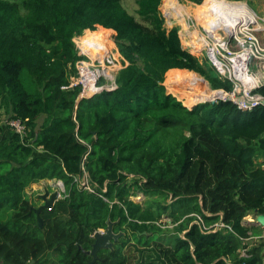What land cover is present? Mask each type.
<instances>
[{
  "label": "trees",
  "instance_id": "16d2710c",
  "mask_svg": "<svg viewBox=\"0 0 264 264\" xmlns=\"http://www.w3.org/2000/svg\"><path fill=\"white\" fill-rule=\"evenodd\" d=\"M162 2L136 0L139 21L122 0H0V264H89L110 222L120 236L95 264H131V245L162 264H264L250 240L264 230L244 222L264 215V106L168 93L166 74L233 84L183 48ZM97 26L127 65L116 90L77 103L81 88H63L82 59L74 38ZM53 180L64 192L40 228L27 188Z\"/></svg>",
  "mask_w": 264,
  "mask_h": 264
},
{
  "label": "built area",
  "instance_id": "2783aa9c",
  "mask_svg": "<svg viewBox=\"0 0 264 264\" xmlns=\"http://www.w3.org/2000/svg\"><path fill=\"white\" fill-rule=\"evenodd\" d=\"M226 2L232 6L244 4L239 1ZM253 13L255 14V12ZM207 16L212 21V31L208 30L204 24H200L194 17L186 16V28L184 31L187 36L188 33H195L196 36L189 48L196 50L195 53L199 54L192 53L188 47L184 49L199 58L201 63L204 62L200 58L202 56L220 79L230 81L233 84L231 91H225L224 89L214 90L211 87L213 92L222 96H214L210 100V103L232 101L239 109L245 111H251L264 106V96L256 92L258 88L264 85V46L256 34L258 31H264V28L262 29L261 27L260 18L256 15L254 22L251 19L246 21L245 17L239 12L232 9V13H230L221 7L212 8L210 13H207ZM195 23L199 26L195 27ZM223 25L227 26V28L223 27ZM98 27L103 28L97 26L94 30L86 29L82 34L76 36L80 37V40L76 39V37L74 38V43L82 59L76 63V77H72L69 86L63 88L80 87L81 92L79 97L81 100L91 99L104 91L116 90L118 87L116 71L119 73L127 65V61L120 51H118L119 56H117L114 49L111 48L110 41L113 40L115 44L116 42L112 37L111 31L106 28H103L105 30V38L101 40L102 44L100 41L92 43L94 48L101 47L100 50H104L102 59L98 57L93 59L84 50L83 44L87 35L89 33L90 35L94 34ZM213 31L220 37L216 38L213 35ZM182 34L183 30L180 33V38ZM198 38L202 42L200 49H196ZM235 44L239 46L238 50L234 49ZM254 65L260 69V74H253L252 69ZM102 78H105L107 82L103 83ZM10 124L19 132L24 128L19 121H12ZM81 184L90 192L93 191L87 176L82 180ZM60 185L61 183L57 182L58 188ZM256 216H254L252 223L256 220ZM263 235L258 238L262 240L264 238ZM241 255L247 257L246 250H243Z\"/></svg>",
  "mask_w": 264,
  "mask_h": 264
},
{
  "label": "rangeland",
  "instance_id": "374dc122",
  "mask_svg": "<svg viewBox=\"0 0 264 264\" xmlns=\"http://www.w3.org/2000/svg\"><path fill=\"white\" fill-rule=\"evenodd\" d=\"M10 1H14V2H17L18 4H21L22 0H10ZM204 1L205 0H203V2ZM122 2H123L124 7L132 15L136 16V18L140 21V18H139V16L136 13V10H137L136 0H122ZM240 3L246 4L251 9V11L255 12V14L261 20V24H262L261 27L263 29L264 28V0H245V1H242ZM175 5H177V6H175ZM197 6H200V5H196L195 3L187 1V0H163L162 4L160 6V11H161L163 17L165 18V26L168 29H171L174 26H179V28H180L179 35L182 32V30H183V34H182V36L180 38L183 48H185V47L189 48L190 44L192 42H194V38L196 37L195 33H192V34L188 33V36H187V34L185 33L184 30L186 28V25H185V17H186V15H188L190 13H193L195 16L198 17V14L196 12ZM212 7L215 8L214 1L212 2V6L210 8H212ZM203 8L207 9L208 5L206 7H203ZM182 17L184 19V22H182L183 21L181 19ZM194 25H195V27L199 26L197 23H195ZM102 32H105V30H103V28H99V27L95 31V33H102ZM256 34L259 37V39L261 41V44L264 46V31H258V32H256ZM108 35H109V33H108ZM76 39L80 40L81 38L80 37H76ZM110 46H111V48L114 49V52L116 53V55L119 56L118 55L119 49H118L117 45L114 43L113 40L110 41ZM234 49L238 50L239 46L237 44H235L234 45ZM189 50L192 53L196 52V50H193L191 48H189ZM195 54H199V53H195ZM200 58L202 59V61H204V62L206 61L202 56ZM209 67L211 68L210 65H209ZM252 71H253L254 75H257V74L261 73L260 69H258V67L256 65L253 66ZM212 72L215 73V71L213 69H212ZM116 73L118 75V71H116ZM198 75H200V74H198ZM202 78H204V77H202ZM186 79L194 80V79H197V78H194V79L193 78H186ZM198 79L202 80V83L207 86V84L205 83V81L203 79H201V78H198ZM102 80H103V83L107 82V80L105 78H102ZM183 80H185V79H176L173 76H170L167 79V74H166L164 85L166 86L168 93L172 94V92H170V91H178V90H182L184 92L189 93L187 91V89H184L181 86L180 82L183 81ZM207 83L209 84L208 81H207ZM209 86L211 87L210 84H209ZM189 94L191 95V93H189ZM173 96H175V95H173ZM195 96L199 97V98H196V99H198V100L200 99L199 100L200 102H197L198 104L202 103L206 99V98H202L201 96H198V95H195ZM175 97L184 104V102L182 100H180L177 96H175ZM44 182H46V181L34 184V185H32V186L27 188V192H28L29 195H31V197L33 199V205L35 206V208H38V207H40L43 204V200L40 199V195L44 192V188L46 187V184H44ZM49 182L50 183H54V186L56 185L55 187H57V182L55 180L49 181ZM51 189H52V187L50 188V190ZM135 200H136V202L143 203L146 200V198L143 195L142 196L140 195L137 198L135 197ZM254 216H249V217L247 216L245 219L253 220ZM162 221L164 223H167L169 225V228H173L172 221L168 217L164 216ZM252 243H254V241H252ZM255 243L256 244L264 243V240H260V241H257V242L255 241ZM126 252L128 254H130V256H131V259H132V261H131L132 263L131 264H141V263H139V261H142V260H143L142 264H162V261L158 258V255L156 253L149 252V251L145 252V253H142V252L138 251V248H136L134 245H131L130 248L126 250ZM137 258H139V260Z\"/></svg>",
  "mask_w": 264,
  "mask_h": 264
},
{
  "label": "bare ground",
  "instance_id": "6f19581e",
  "mask_svg": "<svg viewBox=\"0 0 264 264\" xmlns=\"http://www.w3.org/2000/svg\"><path fill=\"white\" fill-rule=\"evenodd\" d=\"M205 1L208 4V8L204 9L203 7H201L200 9H198V7H197L196 12L198 14V17L195 16L193 13H190L187 16H193L195 19H197L199 21L200 24H204L208 30L212 31L213 30L212 26H211L212 21L209 20L207 13L208 12L210 13V11L213 7L210 8V2L207 0H205ZM177 5H175V6H177ZM214 6H215V8L221 7L222 9H224L225 11H228L230 13H232V9H233V10L239 12L242 16H244L246 21H249L251 19L254 22V20L256 19V15L253 13V11H251V9L248 6H246V4H240V5H233L232 6L230 4H227L226 0H215ZM181 19L183 20L182 22H184L183 17ZM223 27L227 28V26H224V25H223ZM196 35H197V33H196ZM213 35L216 38L220 37L215 31H213ZM89 37H87L86 40L84 41V44H83L84 50L87 53H89L93 59H96L97 57L99 59H102L104 50H100L101 47L100 48H94L92 46V43H94V41H100V43H101V40H104V38H105L104 32L98 33V34L94 33ZM201 46H202L201 39L198 38V44L196 45V49H200ZM107 47H108V44H107ZM204 81L207 84V86L204 85L202 83V80H200V79H194V80L185 79V80L181 81L180 83H181L182 88L187 89V91L189 93H191V96H193L195 98H199V97L195 96V95H198V96H201L202 98H206L204 100L205 102L203 100H202L203 102L201 101L202 103L209 102L214 96H216V97L222 96L221 94H216L215 92H213L211 87L207 83V81L205 79H204ZM196 102H200V101H196Z\"/></svg>",
  "mask_w": 264,
  "mask_h": 264
},
{
  "label": "water",
  "instance_id": "95a60500",
  "mask_svg": "<svg viewBox=\"0 0 264 264\" xmlns=\"http://www.w3.org/2000/svg\"><path fill=\"white\" fill-rule=\"evenodd\" d=\"M81 101V98L78 97L77 103ZM210 102V101H209ZM60 188L62 191L56 190L54 193L50 194L48 191H46L44 194L40 196V199L43 200V204L35 208L33 207L32 209L38 216V223L39 227L42 228L44 224V220L41 218V213L45 209H50L52 208L55 203L60 200L61 198V193L64 192V185L61 183ZM257 226H261L264 229V215H257L256 220L254 223ZM114 223L110 222L109 227L107 230L100 229L94 233V238L95 242L92 246V249L89 251H85L86 255L92 256V260L89 262V264H95L97 259H98V252L100 249L103 248H112V240H118L120 234L114 233Z\"/></svg>",
  "mask_w": 264,
  "mask_h": 264
},
{
  "label": "crops",
  "instance_id": "0c3cea01",
  "mask_svg": "<svg viewBox=\"0 0 264 264\" xmlns=\"http://www.w3.org/2000/svg\"><path fill=\"white\" fill-rule=\"evenodd\" d=\"M208 1H210V0H208ZM215 1V0H214ZM201 7L200 6H198V9H200ZM43 182V181H42ZM42 184V183H41ZM44 184H46V187L44 188V192L42 193V194H44L46 191H48L50 194H52V193H54L55 191H56V189H55V186H54V183H50L49 181H46V182H44ZM48 187V188H47ZM52 187V189L50 190V188ZM41 194V195H42ZM250 216H254V215H250ZM249 217V216H248ZM254 218V217H253ZM246 220V221H245ZM244 220V222L245 223H251L252 224V220L251 219H245ZM257 226V225H256ZM261 227V226H260ZM263 229V228H262ZM264 230V229H263ZM263 234H264V232H263ZM264 236V235H263ZM259 239V240H258ZM251 241H260L261 240V238H258V237H252L251 239H250ZM263 240H264V238H263Z\"/></svg>",
  "mask_w": 264,
  "mask_h": 264
},
{
  "label": "flooded vegetation",
  "instance_id": "af4514ba",
  "mask_svg": "<svg viewBox=\"0 0 264 264\" xmlns=\"http://www.w3.org/2000/svg\"><path fill=\"white\" fill-rule=\"evenodd\" d=\"M55 186H56V185H55ZM55 189H56V190H59V191H61V189H59V188H58V186H57V187H55ZM40 196H41V195H40ZM51 259H52V258H51Z\"/></svg>",
  "mask_w": 264,
  "mask_h": 264
},
{
  "label": "clouds",
  "instance_id": "9594fccd",
  "mask_svg": "<svg viewBox=\"0 0 264 264\" xmlns=\"http://www.w3.org/2000/svg\"><path fill=\"white\" fill-rule=\"evenodd\" d=\"M226 1H229V0H226ZM202 4H203V3H202ZM202 4H201V5H202ZM196 5H197V4H196ZM186 16H187V15H186ZM192 17H193V16H192ZM185 18H186V17H185Z\"/></svg>",
  "mask_w": 264,
  "mask_h": 264
}]
</instances>
